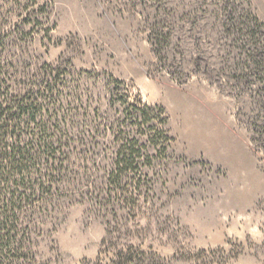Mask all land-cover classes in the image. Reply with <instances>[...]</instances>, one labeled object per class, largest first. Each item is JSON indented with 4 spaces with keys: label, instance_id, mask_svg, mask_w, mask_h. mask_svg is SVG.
Wrapping results in <instances>:
<instances>
[{
    "label": "rangeland",
    "instance_id": "rangeland-1",
    "mask_svg": "<svg viewBox=\"0 0 264 264\" xmlns=\"http://www.w3.org/2000/svg\"><path fill=\"white\" fill-rule=\"evenodd\" d=\"M226 1L264 23V0ZM168 2L174 13L164 0H0V61L17 79L51 75L69 169H85L38 223L35 264H264V57L256 72L199 0ZM131 140L143 161L127 203L101 185Z\"/></svg>",
    "mask_w": 264,
    "mask_h": 264
},
{
    "label": "trees",
    "instance_id": "trees-1",
    "mask_svg": "<svg viewBox=\"0 0 264 264\" xmlns=\"http://www.w3.org/2000/svg\"><path fill=\"white\" fill-rule=\"evenodd\" d=\"M214 1L199 0L194 9L189 8L204 16L206 22L213 17L216 32L219 29L223 36H232L235 44L240 43L241 51L247 48L246 58L258 72V60L264 57V23L244 10L238 12L226 0ZM174 9L164 0L162 10L174 13ZM163 28L164 22L156 23L152 32L157 30L156 34L162 36ZM165 39L163 35L161 40ZM166 42L169 45L170 41ZM260 82L264 84V74ZM60 95L51 75L17 79L0 61V264H35L38 223L58 207L67 188H75L83 181L84 168L69 169L67 142L72 137L66 130ZM158 111L164 116L162 109ZM147 116L142 112L138 119L145 120ZM159 122L163 140L171 141L164 129L167 120L163 117ZM149 138L152 137L148 135ZM142 148L134 140L122 143L101 185L127 203L132 196L128 197L126 188L133 184V173L143 161ZM91 187L87 185V189Z\"/></svg>",
    "mask_w": 264,
    "mask_h": 264
}]
</instances>
